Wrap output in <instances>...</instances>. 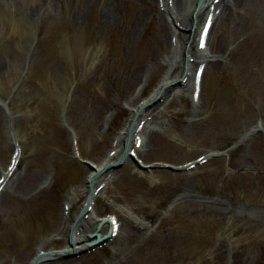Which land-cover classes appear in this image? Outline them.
Wrapping results in <instances>:
<instances>
[{"label": "rangeland", "instance_id": "1", "mask_svg": "<svg viewBox=\"0 0 264 264\" xmlns=\"http://www.w3.org/2000/svg\"><path fill=\"white\" fill-rule=\"evenodd\" d=\"M88 1L0 0V177L11 168L16 174L43 177L40 193L30 199L13 198L17 200L13 207L26 209L35 223L29 234L17 233L16 239L21 241L11 247L4 244L3 233L9 227L16 231L21 214L10 213L12 198L5 196L7 192L2 196L3 264H19V254L24 258L22 264H29L37 250L43 255L64 250L72 224L87 200L89 173L108 157L118 160L114 149L132 108L123 105L124 109L95 112L84 76L107 45L90 38L94 15L90 20H76L85 13ZM95 2L100 8V0ZM244 5L245 0L228 17L227 11L210 31V49L215 52L219 47L225 59L208 68L203 77L198 117L203 122L190 121V94L175 97L166 111V104L162 105L159 110L163 115L153 121L164 124L165 130L153 128L154 146L147 150L143 162L129 151L126 154L132 156L120 168L98 176L92 173L105 189L97 192L100 217H113L118 225L115 236L92 252L49 258L45 264H133L137 251L131 236L137 237L134 242L139 245L138 237L155 231L161 218L174 217L176 225L188 229L195 222L201 225L202 214L220 227L210 249L171 252L169 257L164 253L166 257L147 264H264V41L251 46L249 63L244 46L233 53V38L242 22L238 10ZM260 8L264 17V0ZM252 30L255 34L254 27L246 34L253 37ZM168 73L166 66L149 81L137 84L134 96L145 86L139 103L152 95ZM169 86L182 85L172 80ZM221 95L224 98L220 99ZM157 102L145 103L142 111L152 110ZM91 112L102 116L97 137L87 126ZM47 116H52L54 123L45 126L42 118ZM139 124L143 126L142 121ZM46 141L51 153H47ZM16 153L21 161L17 167L18 161L14 165L12 159ZM155 188L164 201L157 207L149 198L150 193L155 195ZM184 191L196 197L198 203L193 208L177 204ZM189 210L193 212L184 228L176 217L179 211ZM62 223L66 229L61 234L58 224ZM96 227L93 225V231ZM209 227L216 229L210 224L202 226Z\"/></svg>", "mask_w": 264, "mask_h": 264}, {"label": "bare ground", "instance_id": "2", "mask_svg": "<svg viewBox=\"0 0 264 264\" xmlns=\"http://www.w3.org/2000/svg\"><path fill=\"white\" fill-rule=\"evenodd\" d=\"M96 4L95 0H89L84 7L85 13H81L76 18L77 22H81L82 20H90V17L94 15L95 20L92 21L90 26V38L93 37L97 41L95 42L96 44L106 43L107 45V47L104 45L105 48L102 47L100 53L96 55L97 60L91 65L90 72L84 76L85 81L90 86L88 93L96 107L95 112L124 109L123 105L132 108L130 110L131 117L125 122L126 125L117 139L114 155L118 159L124 150L125 153L133 151L134 156L140 158L143 162L147 158L145 155L147 150L154 146L151 143V136L155 134L153 128L158 127L161 131L165 130L163 129L164 124L155 125L153 121L159 115H163L161 110H159L162 105L166 104L164 106L166 111L173 104L175 97L182 96L183 93L190 94L193 102L192 113L189 110L192 118L190 121L193 120L197 125L203 122L202 119L198 118L201 112L200 100L203 77L208 68L219 66L225 59L219 47L215 48V52L210 49L208 42L210 31L218 19L225 15L227 11L229 12L227 14L228 17L233 14V10L243 5V0H100L98 4L100 8H97ZM156 4L159 5V9H157ZM260 4L261 0H245L244 7L242 6L238 10L241 13L242 22L238 24L239 28L235 32L232 48L234 50L233 53H236L244 46L248 63L251 46L264 41V17ZM231 12L232 14H230ZM208 18L210 26L207 30L205 44L199 49L197 42L201 34L200 31ZM253 23L254 26H252ZM235 24L237 23L234 22ZM250 27H254L255 30V34H253L252 30L253 37H251L250 33H248V35L250 34L249 36L246 34ZM195 43L197 48L193 49ZM166 66L169 68V76L162 78L153 90L152 95L145 99L144 102L139 103L138 97L142 96L145 86L139 91V95L134 96L137 84L143 79L145 82L149 81ZM196 73L201 74L197 77ZM173 74L176 75L173 76ZM172 80H178L182 86L170 87L169 84ZM199 85L200 92L196 98L194 93L197 92ZM155 97L158 100V104L152 110L142 111L140 109L145 103L154 100ZM170 97L171 99H169ZM222 98L224 97L221 95L220 99ZM137 111L139 112L138 116L134 118L137 115ZM89 116L88 130H92L93 136L97 137L100 128V123L97 125V122L101 120L102 116L94 112H91ZM42 119L45 126L54 123L52 116L43 117ZM141 121L143 122L142 127L139 124ZM136 143H138L137 146ZM45 144L46 149H48L47 153L48 151L51 153L52 149L49 148L48 142L46 141ZM95 145L97 146V142ZM111 158L108 157V159L99 163L96 166L97 171L103 169L108 163L117 161ZM12 159L18 161L16 167L21 162L18 159V153L13 155ZM93 172L89 173V177L85 181L89 188V198L79 209V212L82 211L84 215L71 230L69 245L65 247L68 252H81L90 242L88 235L93 232V225L98 224L103 217H106L114 224L112 218L108 216L100 217L96 199L98 194L105 189L101 184L102 180L97 181L92 177ZM127 177L133 180L136 179L134 174H128ZM42 180L43 177L40 175H29L28 172L16 174L14 169L1 175L0 212L3 206L2 196L7 192L5 196L12 198L8 207L9 212L21 214L18 224L15 225L16 231H13L11 227L4 230V244H7V247L14 245L17 240L21 241L16 239V234H29L35 223L31 217L27 216L26 209L20 211V208L13 207L12 204L17 202L13 198H32V195L40 193L41 189H43L40 187ZM253 180L255 181V178ZM98 187H100V190L97 194L96 189ZM155 191V195L150 193L149 198L157 207L159 204L163 205L164 201L159 199L157 188H155ZM76 194L79 195L80 192ZM197 203L196 197L185 191L181 193L177 202L178 205L187 207L190 205L192 208ZM71 207L72 205L68 210ZM192 212L193 210L179 211V215L176 217L178 219L177 222L184 224L185 220L191 218ZM68 213L69 219L70 215ZM152 216L154 217L155 215ZM173 218H161L155 231L146 237L136 233L141 236L138 237L139 245L134 242L137 237L131 236L130 240L133 241L137 251L133 264H147L156 258L166 257L164 253L169 257L171 252L189 251L191 253L203 248L210 249L216 243L215 233L220 227L216 228L215 226L218 223L208 221L204 218V214L201 215V225L198 226L195 222L188 229H181L182 225H176ZM204 224H210L216 229L213 230L212 227L204 229L202 228ZM58 225L62 234L66 229V225L64 223ZM187 226V224H184V228H187ZM106 228L107 226H102L99 233L102 235ZM13 234H15V237ZM144 243H148V245L142 249ZM41 251L37 250L35 252L34 258L30 262L31 264H45L46 261L50 260L49 258L52 256L41 255ZM17 257L19 264H22L24 260L22 255L19 254ZM0 264H3L1 258Z\"/></svg>", "mask_w": 264, "mask_h": 264}, {"label": "water", "instance_id": "3", "mask_svg": "<svg viewBox=\"0 0 264 264\" xmlns=\"http://www.w3.org/2000/svg\"><path fill=\"white\" fill-rule=\"evenodd\" d=\"M121 166H122V165L119 163L118 166L114 167V169H118V168L121 167ZM104 222H106V221H104ZM100 227H101V225L98 226L97 230H99ZM106 233H107V234L104 235V236H102V237H100L99 234H97V233H94V234L90 237L91 239H92V238L95 239V240L93 241V243H91V244L89 245L90 250H92L93 248L98 247V246H100V245H103L104 242H106V241H108V240L110 239V236H111V233H112V232H111V229H108ZM55 254H59V253H55Z\"/></svg>", "mask_w": 264, "mask_h": 264}]
</instances>
